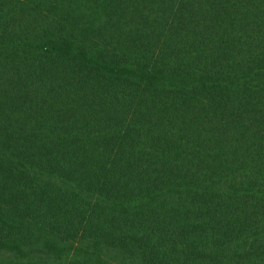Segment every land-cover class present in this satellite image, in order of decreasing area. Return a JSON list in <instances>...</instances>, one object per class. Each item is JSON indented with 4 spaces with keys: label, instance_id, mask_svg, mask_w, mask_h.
I'll use <instances>...</instances> for the list:
<instances>
[{
    "label": "trees",
    "instance_id": "obj_1",
    "mask_svg": "<svg viewBox=\"0 0 264 264\" xmlns=\"http://www.w3.org/2000/svg\"><path fill=\"white\" fill-rule=\"evenodd\" d=\"M0 264H264V0H0Z\"/></svg>",
    "mask_w": 264,
    "mask_h": 264
}]
</instances>
